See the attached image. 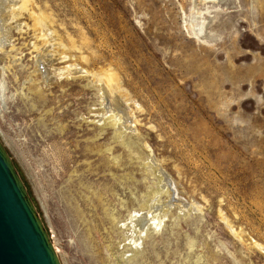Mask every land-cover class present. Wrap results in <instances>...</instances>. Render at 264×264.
<instances>
[{"label": "rangeland", "instance_id": "rangeland-1", "mask_svg": "<svg viewBox=\"0 0 264 264\" xmlns=\"http://www.w3.org/2000/svg\"><path fill=\"white\" fill-rule=\"evenodd\" d=\"M9 22L0 139L63 264H90L79 210L92 264L131 246L130 199L163 174L177 195L160 185L161 225L130 264H264V0H29Z\"/></svg>", "mask_w": 264, "mask_h": 264}, {"label": "bare ground", "instance_id": "bare-ground-1", "mask_svg": "<svg viewBox=\"0 0 264 264\" xmlns=\"http://www.w3.org/2000/svg\"><path fill=\"white\" fill-rule=\"evenodd\" d=\"M28 2H29V0H0V51H5V48L3 46V44H4L3 39L4 38L6 39V36H7L6 35L7 28H8V26H10L9 20L10 21H11V19L15 20L16 17H18L20 14V9L28 7ZM6 3H10L13 6H11V5L7 6ZM13 10H17V11H13ZM6 11L7 12L10 11V13L8 14L7 17L2 14ZM36 18L38 19L39 26H41V35L40 36H41V39H44V42H43V46H41V47L35 45L34 43H33V46L37 50H39L37 53L38 55L41 54L42 56L46 57V59H50V58H48V55L50 54V52L47 51V47H51L53 45L49 41V36L51 35L52 30L48 26L47 21L44 17L36 16ZM0 67L2 69H4L3 65ZM66 69L69 71V73L70 72L75 73L78 71L77 67L74 66L73 64H69V66H67ZM79 71H81V70H79ZM59 72H61V71H59ZM48 75L49 74L47 73V75L45 76L46 83H48V81H49ZM96 77L100 78L99 74H96ZM112 78H113V76H112ZM99 83L101 84L102 91L105 93V94L103 93L105 96V99L110 100L109 101L110 104H109V107L107 109L111 112V111H114L116 109V107L120 108L119 106H121V105L119 102L121 101V97L117 93V91L113 88V86L115 85V84H113V80L111 78H108V80H104V79L100 78ZM5 87H6L5 82L1 80L0 81V89H1L0 92H5ZM1 94H0V96H1ZM102 97H103V95H102ZM106 102H108V101H106ZM120 115L122 117H124L126 121L129 119V118L126 119L124 112L120 113ZM120 115H117V116H119V118H122ZM110 122L112 123V117L110 119ZM124 143L127 144V147H129L130 150L137 149V145H134L133 142H127L126 141ZM114 162L116 163L117 159H114ZM168 177L169 176L167 174H163V176L161 175V177H158L159 179L157 178L158 179L157 183H159V185L156 188H151V189H149L150 187L147 188L149 190L145 191L144 194L142 193L140 198H138V200H136L137 202L134 203V201L132 199H130L131 205H129L127 207V209H128V211H130L131 208H133V210H135L134 213H132L133 210H131L129 212V216H130L129 219L133 220L132 223L135 224L133 227V232H135V233H134V236L132 238L130 236H128V237L131 238V243H132L131 246H133L134 248H132L130 245L127 246L126 244H124L123 245L124 249L122 250L123 253H120L119 250L117 249V246H116V248L114 247L116 244L113 241H111V243H109L107 245V248L112 250V259L111 260L108 259L109 260L108 264H130L133 262V260L136 259V257L144 254L143 253L144 249H145L144 244L147 243L146 242L147 240H144V239L149 238L154 232H156L155 230L158 229V227L161 225V222H162V219L160 217H163V212H162L163 209L160 211H156L157 207L161 206L159 203L161 201V199H158V197H156V196L158 195V193L164 192V191L160 190V188H161L160 185H162V188H161L162 190L170 191V194L172 196L174 194L177 195V192L175 191L176 189L174 188L173 182ZM98 198H99V200H102L101 197L98 196ZM173 199H174V201L185 203V201L179 197L173 198ZM135 206H137V208H135ZM78 210L79 209L77 208V211ZM137 210H138V212H136ZM111 211L108 209H105L104 220L108 221L109 224H111V226L113 227V229L115 231L119 230V232H121V222L125 221L126 218H124L122 220L123 217L115 215ZM166 214H167V212H166ZM78 216L80 218H83L84 224H86V229H85V233H84L86 235L84 237V242L86 243L87 250L84 254H82L83 259L84 258L87 259L86 261H88V262L90 261V264H92L93 262H91V259L96 258V257L98 258V256L101 255V253L99 252L100 249H99V247H96L97 245L94 242V238H93V234H92L93 233L92 223L90 221H88V219H85L81 210H79ZM228 225L231 228V225L229 223H228ZM153 228H156V229H153ZM109 230H110V228H109ZM52 241H53V239H52ZM140 244L142 245L143 248L140 247ZM56 250H57V248H56ZM126 252H130L131 254L127 255Z\"/></svg>", "mask_w": 264, "mask_h": 264}, {"label": "water", "instance_id": "water-1", "mask_svg": "<svg viewBox=\"0 0 264 264\" xmlns=\"http://www.w3.org/2000/svg\"><path fill=\"white\" fill-rule=\"evenodd\" d=\"M0 139V264H63Z\"/></svg>", "mask_w": 264, "mask_h": 264}]
</instances>
